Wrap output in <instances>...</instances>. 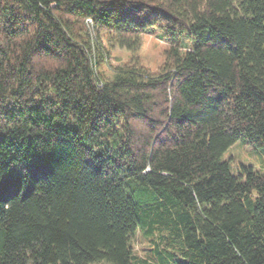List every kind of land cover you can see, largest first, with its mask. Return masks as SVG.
I'll use <instances>...</instances> for the list:
<instances>
[{"label": "trees", "instance_id": "obj_1", "mask_svg": "<svg viewBox=\"0 0 264 264\" xmlns=\"http://www.w3.org/2000/svg\"><path fill=\"white\" fill-rule=\"evenodd\" d=\"M142 34L155 71L111 64ZM239 139L264 148V0H0V264H264Z\"/></svg>", "mask_w": 264, "mask_h": 264}, {"label": "rangeland", "instance_id": "obj_2", "mask_svg": "<svg viewBox=\"0 0 264 264\" xmlns=\"http://www.w3.org/2000/svg\"><path fill=\"white\" fill-rule=\"evenodd\" d=\"M164 48L163 41L158 40L151 34L140 35L138 46L134 51L106 46L111 64H138L152 71H155L161 65ZM101 69L109 75V71L105 66H101ZM223 159L228 160L232 174H238L242 165L250 166L256 170H264V148L250 146L241 139L237 140L224 152ZM131 245L137 256H144L146 242L143 239L137 236L131 241Z\"/></svg>", "mask_w": 264, "mask_h": 264}]
</instances>
